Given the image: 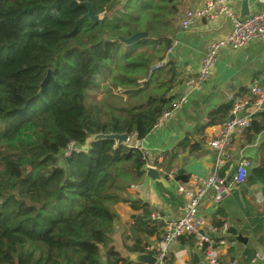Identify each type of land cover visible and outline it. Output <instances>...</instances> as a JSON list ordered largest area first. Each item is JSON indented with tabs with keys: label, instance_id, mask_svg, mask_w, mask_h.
Here are the masks:
<instances>
[{
	"label": "trees",
	"instance_id": "16d2710c",
	"mask_svg": "<svg viewBox=\"0 0 264 264\" xmlns=\"http://www.w3.org/2000/svg\"><path fill=\"white\" fill-rule=\"evenodd\" d=\"M185 2L0 0V264H128L113 237L120 203L144 210L125 235L127 250L145 252L142 233L162 237L148 203L129 192L144 179L147 155L92 137L143 140L170 106L179 72L168 51ZM87 4L97 21L86 16ZM137 33L146 35L127 42ZM231 107L211 111L197 130L222 123ZM262 130L264 110L246 141ZM70 142L79 149L65 154ZM179 148L198 154L202 145L186 135L156 158L166 177ZM246 181L264 183V163ZM180 242L194 245L191 236Z\"/></svg>",
	"mask_w": 264,
	"mask_h": 264
},
{
	"label": "crops",
	"instance_id": "0c3cea01",
	"mask_svg": "<svg viewBox=\"0 0 264 264\" xmlns=\"http://www.w3.org/2000/svg\"><path fill=\"white\" fill-rule=\"evenodd\" d=\"M205 1L186 0L183 15L188 9L201 7ZM233 6L237 17H246L263 11L264 0H236ZM230 31L231 20L221 15L213 19L203 17L187 29L180 28L179 24L172 37V50L169 53H172V59L179 72V83L175 87V92L188 94V102L161 126L153 128L142 140V143L146 141L147 144L145 150L149 159L148 165L155 166L161 177L167 180L165 185L160 180L147 177L145 173L142 182L130 188L132 198L148 203L147 217L154 211H161L168 213L172 218H180L186 200L176 191L178 181L170 175L166 177L163 168L154 164V160L156 158L159 161L163 160L164 152L171 151L189 135L193 140L201 142L202 150L198 154H190L179 148L180 153L172 171H176V175L186 173L188 179L193 173L201 175L211 173L214 169V152L209 146V141L214 134V127L218 124L208 126L202 132L197 129L207 121L211 111L229 102L230 95H249V88L255 83L264 89V37L253 39L237 49L222 48L203 88L191 92L184 88V79L198 70L207 44L213 39L228 35ZM262 110H256L252 106L246 113L254 112L255 115ZM243 156L253 161L250 170L264 163V130L253 136L250 141H246V134L238 138L236 151L231 159L233 167ZM179 169L184 171L179 173ZM117 211L119 219L113 234L114 244L124 260L135 261L137 252H131L124 247L125 235L130 233V227L135 220L142 219L144 210L132 209L127 203H120L117 205ZM200 212L214 224L215 221H224L230 225L227 232L219 233L226 239L235 238L239 232L248 238L246 245L237 240L236 245L221 247V260L225 263L234 259L238 264H247L248 257L264 246V183L249 184L245 181L234 193L225 196L219 203L205 199L201 203ZM158 228L162 235L161 226L158 225ZM231 228L236 230V234L230 232ZM141 236L148 244H154L159 240L157 234L142 233ZM126 241L128 244L132 243V240ZM170 252L176 264H200L201 254L194 245L179 241L171 245ZM195 252L199 258L194 257Z\"/></svg>",
	"mask_w": 264,
	"mask_h": 264
},
{
	"label": "built area",
	"instance_id": "2783aa9c",
	"mask_svg": "<svg viewBox=\"0 0 264 264\" xmlns=\"http://www.w3.org/2000/svg\"><path fill=\"white\" fill-rule=\"evenodd\" d=\"M236 0H206L198 8L188 9L181 17L180 28L187 29L197 20L205 18H217L221 15L231 20V31L228 35L211 40L203 53L198 70L184 79V88L195 91L203 88L208 82L213 64L218 58L220 50L224 47L237 49L245 46L251 40L264 37V10L249 14L240 19L234 9ZM172 46L169 48L170 52ZM167 59L156 62L151 71H155L166 63ZM264 73V71H263ZM176 97L157 119L153 128L161 126L173 113L181 109L188 102V94L176 93ZM229 101L232 107L229 116L214 127V134L209 141V146L214 152V169L211 173L201 175L193 173L187 182L178 181L176 191L185 197L183 215L180 218H172L168 213L154 211L149 215L153 223L161 226L162 237L154 244H148L145 252L155 257L154 264H176L171 257L170 247L180 241L183 236H191L194 247L200 252V264H222L221 247L236 245L237 239H226L221 231L227 232L229 224L224 222L218 226L210 222L206 216L201 214L200 206L205 199H211L219 203L222 199L231 195L236 189L243 185L253 161L248 157H241L236 163V170L228 180L233 170L231 159L236 151L237 140L245 134L252 126L254 112L246 113L249 107L254 106L256 110H262L264 102V89L257 83L249 88V95H230ZM233 115V117H231ZM128 146H134L146 154L142 140L137 138L136 133L129 135ZM76 143L70 142L65 148V154L78 150ZM147 155V154H146ZM160 161H162L160 159ZM169 175L173 178L176 171ZM264 262V246L248 257L247 264ZM128 264H147L131 261ZM227 264H238L237 260H229Z\"/></svg>",
	"mask_w": 264,
	"mask_h": 264
},
{
	"label": "water",
	"instance_id": "95a60500",
	"mask_svg": "<svg viewBox=\"0 0 264 264\" xmlns=\"http://www.w3.org/2000/svg\"><path fill=\"white\" fill-rule=\"evenodd\" d=\"M87 5L89 7V10L86 13V16H88L92 21H97L99 19V16L94 13L93 9L91 8V6L89 4H87ZM239 18L242 19L243 16L239 17ZM145 35H146V33H137L132 38L128 39L127 42L136 40L139 37L145 36ZM168 56L171 59L172 53H168ZM50 77H51V72L49 71L47 76L45 77V79L41 83V86H44ZM231 117H233V115ZM99 138L114 139L117 141V143H125V144H127L129 141V135L127 133H99V134L95 135L94 137H92V139H99ZM143 146L147 148L146 141H143ZM86 147H87V144L84 146V148H86ZM236 166L237 165H235L233 167V170L231 172V175H229L228 180H231V177L236 170ZM144 169H145V173H146L147 177H150L153 180H160L163 184L167 185V180L165 178L161 177L160 171L155 166H151V165L146 164L144 166ZM174 179L176 181L187 182L188 181V174H186V173L178 174L174 177ZM235 238L240 243L245 244V245L248 242L247 236L243 235L240 232L235 235ZM194 257L199 258V256H197L196 252L194 253ZM134 260L137 262L154 264L156 259L151 253L143 252V253H137Z\"/></svg>",
	"mask_w": 264,
	"mask_h": 264
},
{
	"label": "rangeland",
	"instance_id": "374dc122",
	"mask_svg": "<svg viewBox=\"0 0 264 264\" xmlns=\"http://www.w3.org/2000/svg\"><path fill=\"white\" fill-rule=\"evenodd\" d=\"M245 232H247V231H245Z\"/></svg>",
	"mask_w": 264,
	"mask_h": 264
}]
</instances>
